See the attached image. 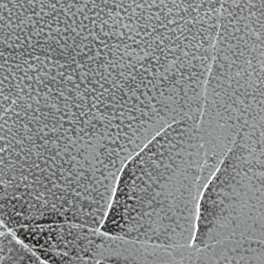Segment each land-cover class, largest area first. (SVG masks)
<instances>
[{"label": "snow or ice", "instance_id": "snow-or-ice-1", "mask_svg": "<svg viewBox=\"0 0 264 264\" xmlns=\"http://www.w3.org/2000/svg\"><path fill=\"white\" fill-rule=\"evenodd\" d=\"M0 264H264V0H0Z\"/></svg>", "mask_w": 264, "mask_h": 264}, {"label": "water", "instance_id": "water-1", "mask_svg": "<svg viewBox=\"0 0 264 264\" xmlns=\"http://www.w3.org/2000/svg\"><path fill=\"white\" fill-rule=\"evenodd\" d=\"M138 39H139V37H138ZM233 43H234V41H233ZM30 83V82H29Z\"/></svg>", "mask_w": 264, "mask_h": 264}]
</instances>
